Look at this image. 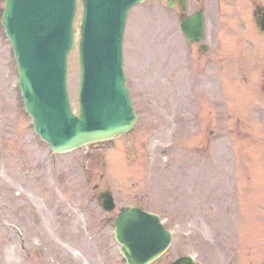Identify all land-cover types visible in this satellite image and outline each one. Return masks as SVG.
<instances>
[{"label":"rangeland","instance_id":"1","mask_svg":"<svg viewBox=\"0 0 264 264\" xmlns=\"http://www.w3.org/2000/svg\"><path fill=\"white\" fill-rule=\"evenodd\" d=\"M240 2L190 0V11H206L213 48L206 54L187 43L180 14L166 0L133 7L123 44L138 113L133 130L57 154L25 111L0 0V264H127L113 236V218L126 204L161 214L174 232L170 248L151 264L185 254L199 264H264V240L250 239L264 237V126L240 130L264 117V53L251 71L260 72L259 81L249 77L241 85ZM80 20L81 5L77 28ZM78 38L68 75L75 110ZM254 97L260 105L247 108ZM95 184L112 191L114 211L103 209Z\"/></svg>","mask_w":264,"mask_h":264},{"label":"water","instance_id":"2","mask_svg":"<svg viewBox=\"0 0 264 264\" xmlns=\"http://www.w3.org/2000/svg\"><path fill=\"white\" fill-rule=\"evenodd\" d=\"M140 1L83 0L80 114L75 115L66 76L77 0H7L3 24L17 55L26 110L54 152L132 129L136 114L122 69V39L127 11ZM182 30L190 40L201 39L203 14L184 19ZM106 198L105 208L113 209V200ZM115 237L128 264H148L172 239L158 215L130 206L116 222ZM171 264L196 263L184 256Z\"/></svg>","mask_w":264,"mask_h":264},{"label":"flooded vegetation","instance_id":"3","mask_svg":"<svg viewBox=\"0 0 264 264\" xmlns=\"http://www.w3.org/2000/svg\"><path fill=\"white\" fill-rule=\"evenodd\" d=\"M175 1L176 3L174 5V8H177L178 11L181 12V5L179 3V0ZM187 2L189 5V0H187ZM240 5L242 7L241 15L243 17H246V23L243 22L242 28L240 29V31H238L237 41L239 42V45L237 55L239 58L238 61L240 63L237 70L240 74V82L241 84H244L249 82V77L251 78V80L252 78H254L259 81L260 72L251 73V71L258 70L260 63L256 58L260 56V53H264V38L261 39L259 34V31L261 29L259 17L264 13V0H241ZM197 9L199 10V7L194 11H196ZM245 45H247V47ZM244 60H247L249 62L248 64L251 70L250 68L247 69L248 64L246 62L244 65Z\"/></svg>","mask_w":264,"mask_h":264}]
</instances>
